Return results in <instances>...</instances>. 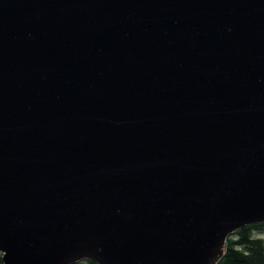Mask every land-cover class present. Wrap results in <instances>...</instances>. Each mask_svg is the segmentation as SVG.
Masks as SVG:
<instances>
[{"label":"water","instance_id":"95a60500","mask_svg":"<svg viewBox=\"0 0 264 264\" xmlns=\"http://www.w3.org/2000/svg\"><path fill=\"white\" fill-rule=\"evenodd\" d=\"M264 224V0H0L2 264H218Z\"/></svg>","mask_w":264,"mask_h":264},{"label":"trees","instance_id":"16d2710c","mask_svg":"<svg viewBox=\"0 0 264 264\" xmlns=\"http://www.w3.org/2000/svg\"><path fill=\"white\" fill-rule=\"evenodd\" d=\"M263 226L264 224L246 226L234 232L227 239L226 253L218 264H264V238L252 234L253 230ZM80 264L96 263L84 261Z\"/></svg>","mask_w":264,"mask_h":264},{"label":"rangeland","instance_id":"374dc122","mask_svg":"<svg viewBox=\"0 0 264 264\" xmlns=\"http://www.w3.org/2000/svg\"><path fill=\"white\" fill-rule=\"evenodd\" d=\"M253 236L264 238V226L261 229H256L252 231Z\"/></svg>","mask_w":264,"mask_h":264}]
</instances>
